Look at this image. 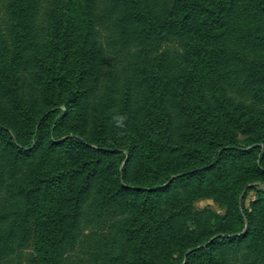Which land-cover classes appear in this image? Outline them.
<instances>
[{
  "label": "trees",
  "instance_id": "trees-1",
  "mask_svg": "<svg viewBox=\"0 0 264 264\" xmlns=\"http://www.w3.org/2000/svg\"><path fill=\"white\" fill-rule=\"evenodd\" d=\"M55 1L49 10L52 21L49 38L53 45H46L51 54L42 57L40 62L36 61L37 75H44L42 84L46 95L45 105L36 113V118L29 116V109L23 106L25 102L36 99L34 96H25L17 77L11 80L10 85L7 82L4 85L5 89L14 91V109H19L17 118L22 119L27 128L28 141L19 138L18 129L4 115L0 100V151H8L11 160L16 161L42 153L40 167L35 173L36 183L10 186L13 188L11 199L6 205L5 201L0 205V264H15L26 241H31L33 245L28 264L66 263L68 250L80 229L85 198L94 186L92 180L102 169L104 156L115 152L113 145H110L116 142L115 134L129 136L131 147L126 149L128 156L124 165L114 166L104 177L96 178L101 183V203H128V207L136 205L145 212L148 203H154V193L169 190L172 185L160 186L164 181L160 167L164 168V163L159 165V154L169 150L190 149L189 138L196 131L197 153L213 154L209 161L197 166L199 171L215 167L229 152L233 159L252 156L254 164L250 175L264 178V63L259 64L260 61L264 62V41L247 37L250 27H264V0H172L171 4L153 0H111L103 8L102 15L99 14L100 0ZM37 6L38 1L35 0H10L11 10L17 17L16 23L18 21L16 26H20L17 37L21 44L30 45L33 52L41 49L44 42H37L33 47L31 42L38 40V34L31 27H22L19 22L32 24ZM106 15L110 19L116 16L115 22L121 27L120 35L127 41L138 42L144 51H148V40H158L166 31L163 29L189 32L194 41L188 44L187 65H172L166 56L155 63L135 62L132 71L136 76H143V82L138 80L135 85L128 81L124 86L111 81L105 83L103 90L96 91L102 84L106 55L99 37L98 23ZM210 43L214 44L208 45ZM217 45H224L230 51L219 58L215 55ZM250 59L260 61L253 64L248 62ZM194 69L200 75L198 79H193ZM241 74L245 80L240 79ZM207 80H221L223 83L229 80L231 90L238 92L237 95L244 90L245 93L240 96L252 100L258 107L250 112L232 110L228 114L229 133L222 131L221 122L212 125L202 117L201 113H207L210 107L206 96H197L196 103L188 94L192 88L203 85ZM145 83L152 90H160L163 95L153 98L151 106L154 110L149 112L147 109L149 113L144 115L146 119L140 123L136 118H139L142 108L134 106L133 93ZM223 87L227 88L224 84L218 85V88ZM90 91L94 92V125L89 131L85 127L79 132L68 130L76 107ZM166 95L179 97L178 110L190 116L189 127H194V131L186 129L181 133L174 127L173 117L160 105L164 100L165 103L170 101L163 98ZM55 112L60 118L56 121L55 116L56 122L47 126L48 119ZM115 115L127 116L126 130L114 127L112 117ZM200 128L210 137L209 140L204 142ZM158 131L167 138L164 143L157 139ZM240 133L245 135L247 143H240L237 138ZM94 142L97 146H92ZM58 150L67 151L68 158L52 159L51 156ZM116 151L120 152L118 149ZM136 158L139 164L133 170L130 163ZM148 170L155 174L151 176ZM192 170L188 172L195 173ZM246 184L247 181L239 177L232 192L233 208L242 219L244 231L211 229L209 235L215 237L204 245L194 246L192 251L199 256L201 264H221V248L237 247L247 241L256 250L264 244V199H255L250 211L241 210L240 195ZM252 187H247L242 196L245 197L247 190ZM16 190L23 197L24 208H21L23 202L17 200ZM165 226L167 224L157 219L141 218L131 227V236L135 235L136 229L143 230L145 234L156 231L157 245L159 237L164 238L161 231ZM168 241L163 240L167 243L159 255L144 252L131 257L127 254L118 255L117 258L120 264H163L173 257L175 250ZM262 263L264 260L259 262Z\"/></svg>",
  "mask_w": 264,
  "mask_h": 264
},
{
  "label": "rangeland",
  "instance_id": "rangeland-1",
  "mask_svg": "<svg viewBox=\"0 0 264 264\" xmlns=\"http://www.w3.org/2000/svg\"><path fill=\"white\" fill-rule=\"evenodd\" d=\"M37 1L38 6L35 10L33 23L30 24L27 21L19 22L22 23V27L28 29L31 27L38 34V40L31 42L33 47L37 45V42H44L41 49L38 48L33 52L30 45L21 44L17 37L18 27L20 26H16L18 21L16 23L17 17L14 16L11 10L10 0H0L1 108L4 107V115L8 116L10 123L14 127L16 126L19 132V138L22 141L25 140V142L29 139L28 132L27 128L24 127L22 119L19 120L17 118L20 112L19 109H14V91L5 89V86L6 82L10 85L11 80L17 77L18 82L22 83V90L25 96H34L36 99V101H29L23 104V106L29 109L28 112L31 113L29 116L36 118V113L41 111L45 105L44 100L46 101L44 86L42 84L44 75L42 76L40 73L37 75L36 61L38 60L40 62L42 57L51 54L46 48V45H53V41L50 42L49 38V28L52 25L49 10L54 0H35V2ZM108 1L111 0H100V15L103 14V8L108 4ZM153 1L160 2L161 4L163 2L172 3V0ZM107 15L102 17L98 23V33L103 42L106 55L103 77H101L102 84L99 85V88L95 89L96 91L103 90L105 83L111 81L118 82L124 86L128 81L133 82L135 85L138 80L143 82L144 77L140 75L136 76L135 72L132 71V65L135 62L141 64L155 63L160 58H164L163 56H166L167 59L172 61V65L176 64L178 67L187 65L186 54L188 52V44L194 41L189 32H174L169 29L167 30V28L163 29L166 31L158 40L154 38H152L154 40H148V51H144L141 50V44L130 40L127 41L124 36L120 35L121 27L115 22L116 16L110 19ZM247 37L249 39L264 41V27H250L247 31ZM213 44L210 43L208 45ZM228 51L230 49L226 46L217 45L215 55L220 58ZM258 61L260 60L258 59ZM258 61H254L253 59L248 60V62L253 64H258ZM263 63V61L259 62L260 65ZM231 65L235 66L233 62H231ZM239 65L242 67L241 62H239ZM186 72L189 73V71ZM192 75H194L193 79H198L200 76L197 70ZM241 76L240 79L245 80L244 75L241 74ZM229 82V80L225 81V83L221 80L220 82H209L207 80L203 85L192 88V91H188V94H191L190 97L196 103L197 96H206V99L210 101V107L208 115V112L204 113L203 111L201 113L203 119L211 122L212 125H218L221 122L222 131H228V133V114L232 110L237 109L241 112H250L258 107L252 100L240 96L245 93L244 90L239 92L240 95H237L238 92L231 90L228 86ZM146 83L144 86L137 88L133 93L134 106L142 108L139 118H136L139 119L140 123L146 119V114L154 110L151 106L153 104V98H160L163 95L160 90H152L147 87L148 85ZM219 84H224L227 88H218ZM92 92H88L83 102L76 107V112H74V116L70 118L68 123V130L79 132L82 127H85L86 131H89L94 125L96 119L94 115L96 114H93L94 102L92 95H94V92ZM163 98L170 100L167 103L164 100L160 105L173 117L174 127H177L180 132L186 129L194 131V127H189L191 123L190 116L185 113H180L178 110L179 97L166 95ZM61 106L65 107L63 104ZM147 109H149V112ZM57 112L48 119L47 126L60 118V115L56 114ZM55 116L57 118L54 120ZM199 131H201V128ZM201 132L203 133V131ZM57 134L61 135V132ZM177 134L181 135L179 133ZM42 136L46 137L45 134ZM203 136L204 142L210 138L204 133ZM205 136L207 139H205ZM114 137L116 142L110 145H113L112 149L115 152L108 153L104 156L102 169L97 176L100 179L112 167H117V165L121 167L126 163L128 156L126 149L131 147L130 138L127 135L119 136L118 134H115ZM156 137L163 143L167 140L159 131ZM237 138L241 144L247 143L244 134L240 133ZM189 139L190 144L188 147L190 149L186 148L182 151L169 150V152L159 154V165L162 162L164 163V168L161 169L160 167V171L164 175V181L160 186L169 183L172 185L169 190L155 192L153 198L154 203H148L145 212H143L144 210L140 211L141 208H138L136 205L128 207V203H101V199L103 200V194L99 186L101 183L96 179L97 177L93 179L92 185L94 186L85 198L84 211L77 238L69 248V257L64 264H120V259L117 258L118 255L123 256L127 254L131 257L135 253H161L167 243L163 242L164 239H169L168 243L173 245V249L175 250H173V257L163 264H201L199 256L193 254L192 251L194 246L204 245L215 237V235H209L211 229L244 231L245 226L242 225V219L235 211V208H233L232 192L235 187V181L242 176L243 180L247 181V184L240 195V209L242 210L244 208L250 211L252 202L255 199L258 197L264 199V178L258 175H250L251 166L254 164L253 157L244 156L240 159H233L231 157L232 155L227 152L215 167L213 166L206 168L204 171H199L197 166L202 162L209 161L213 157V154H209L210 152H206L207 155L197 153V131ZM92 146H97V144L94 142ZM117 149L120 152L116 151ZM0 154V205L3 204V201H5L4 205H6V202L11 199L12 195L11 190L13 188H10V186L34 185L36 183L35 173L40 167L42 153L38 152L29 159H20L17 161L11 160L8 151H0ZM217 154L218 152L214 153L215 156ZM51 158L67 159V151L58 150L53 153ZM138 161L137 158L134 159L130 163V168L133 170L137 169ZM191 169L195 173L188 172ZM149 174L153 176L155 172L149 171ZM250 185L253 187L247 190L246 196L243 197L244 191ZM15 194L18 197L17 200L23 202L21 208H24L25 202L22 199L23 197L19 195L18 190L15 191ZM142 198H144V195H142ZM153 212L156 214L153 215ZM147 217L151 220L157 219L160 223L167 224L161 231L164 238L159 237L157 245L155 239L156 231L145 234L143 230L136 229L135 235L131 236V227L135 225L136 220L138 221L141 218L146 219ZM23 243L24 246L21 248L20 253H18L15 264H28L27 259L33 253L32 242L26 241ZM250 244L246 241L237 247L221 248V264H259L261 260H264V244L262 246L259 245L256 250Z\"/></svg>",
  "mask_w": 264,
  "mask_h": 264
},
{
  "label": "clouds",
  "instance_id": "clouds-1",
  "mask_svg": "<svg viewBox=\"0 0 264 264\" xmlns=\"http://www.w3.org/2000/svg\"><path fill=\"white\" fill-rule=\"evenodd\" d=\"M126 120H127L126 115H115L112 117V121L114 122V127L118 129L126 130L127 128ZM120 134L122 135L123 133L121 132Z\"/></svg>",
  "mask_w": 264,
  "mask_h": 264
}]
</instances>
